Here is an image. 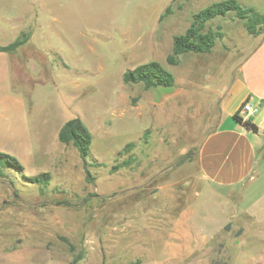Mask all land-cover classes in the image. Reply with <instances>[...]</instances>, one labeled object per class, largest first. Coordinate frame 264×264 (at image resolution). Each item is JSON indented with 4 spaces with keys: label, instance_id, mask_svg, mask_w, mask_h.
<instances>
[{
    "label": "rangeland",
    "instance_id": "1",
    "mask_svg": "<svg viewBox=\"0 0 264 264\" xmlns=\"http://www.w3.org/2000/svg\"><path fill=\"white\" fill-rule=\"evenodd\" d=\"M220 1L0 0V46L29 35L0 52V151L26 177L50 175L45 187L0 179V264H264V172L220 190L197 161L218 76L256 37L230 14L207 25L225 33L212 53L166 62ZM238 1L264 14V0ZM150 61L175 87L123 82ZM73 118L93 137L87 165L58 138Z\"/></svg>",
    "mask_w": 264,
    "mask_h": 264
},
{
    "label": "crops",
    "instance_id": "2",
    "mask_svg": "<svg viewBox=\"0 0 264 264\" xmlns=\"http://www.w3.org/2000/svg\"><path fill=\"white\" fill-rule=\"evenodd\" d=\"M218 77L221 86L210 99L213 117L205 128L197 161L210 185L220 190L244 188L246 180L253 182L264 172V35L254 38L238 66L229 72L224 68ZM246 103L254 114L243 111ZM236 114L258 130L237 122Z\"/></svg>",
    "mask_w": 264,
    "mask_h": 264
},
{
    "label": "trees",
    "instance_id": "3",
    "mask_svg": "<svg viewBox=\"0 0 264 264\" xmlns=\"http://www.w3.org/2000/svg\"><path fill=\"white\" fill-rule=\"evenodd\" d=\"M233 14L234 18L244 22L247 33L251 36H260L264 34V14L260 13L255 7L245 6L238 0H223L213 3L202 9L193 16L191 26L184 34L176 35L173 38L172 53L167 57L169 66H178L181 57L186 54L207 55L213 52L217 42L225 36L221 27L214 29L207 27L208 23L218 19L225 18ZM166 15H162L161 19ZM29 41V35L24 33L15 42L0 46V52L13 54L26 45ZM123 82L128 85L142 84L146 89L154 88H173L176 85L175 75L167 70L161 63L150 61L141 64L134 69L127 70L123 74ZM235 120L244 124L248 128L257 131L256 125L250 121H245L239 114L235 115ZM59 141L67 146H73L79 153L84 164L87 165V158L91 153L93 137L80 118H73L63 124L58 133ZM134 143L128 144L123 152H130ZM186 159H183L185 161ZM130 165V161H124L114 167L115 171ZM24 167L18 158L6 152L0 151V179H24L25 184L47 186L50 182L48 173L39 174L34 177H26L23 173ZM88 182L92 181V175L86 170ZM81 256L76 257L71 264H78Z\"/></svg>",
    "mask_w": 264,
    "mask_h": 264
},
{
    "label": "built area",
    "instance_id": "4",
    "mask_svg": "<svg viewBox=\"0 0 264 264\" xmlns=\"http://www.w3.org/2000/svg\"><path fill=\"white\" fill-rule=\"evenodd\" d=\"M243 111L248 113V114H251L253 113L254 114V109L252 107V105L250 103H246L244 106H243Z\"/></svg>",
    "mask_w": 264,
    "mask_h": 264
}]
</instances>
